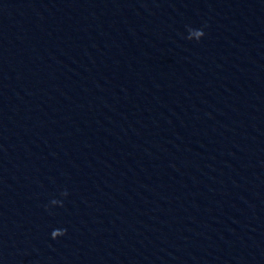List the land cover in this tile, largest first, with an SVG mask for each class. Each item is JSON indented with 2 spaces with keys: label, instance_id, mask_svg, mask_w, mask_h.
I'll return each instance as SVG.
<instances>
[{
  "label": "water",
  "instance_id": "obj_1",
  "mask_svg": "<svg viewBox=\"0 0 264 264\" xmlns=\"http://www.w3.org/2000/svg\"><path fill=\"white\" fill-rule=\"evenodd\" d=\"M0 264H264V0H0Z\"/></svg>",
  "mask_w": 264,
  "mask_h": 264
}]
</instances>
